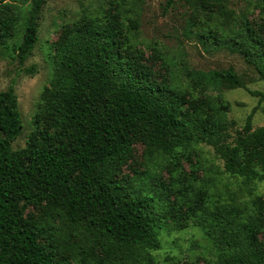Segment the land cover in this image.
I'll list each match as a JSON object with an SVG mask.
<instances>
[{
  "label": "trees",
  "instance_id": "16d2710c",
  "mask_svg": "<svg viewBox=\"0 0 264 264\" xmlns=\"http://www.w3.org/2000/svg\"><path fill=\"white\" fill-rule=\"evenodd\" d=\"M7 1L0 0V47L16 21ZM43 3L34 0L14 50L21 65L37 40L35 16ZM213 14L232 19L229 11ZM242 24L231 38L218 41L235 47L264 81V39ZM124 51L112 23L89 18L54 44V75L39 114L48 130L37 132V140L22 150L11 149L22 129L14 83L0 92V264H153L151 253L160 248L159 231L174 205L155 172L142 174L151 189L132 191L117 180L120 167L133 160L135 143L144 146L145 162L156 165L206 143L248 196L256 182H264V126L252 130L249 115L228 143L223 106L205 99L184 111L178 87L157 85L152 72ZM198 77L208 85L243 87L232 69ZM249 94L264 100L263 94ZM198 191L191 217L219 248L218 264H264L258 239L264 231L262 199L195 208L205 193ZM26 207L39 208L42 217L25 218Z\"/></svg>",
  "mask_w": 264,
  "mask_h": 264
},
{
  "label": "rangeland",
  "instance_id": "374dc122",
  "mask_svg": "<svg viewBox=\"0 0 264 264\" xmlns=\"http://www.w3.org/2000/svg\"><path fill=\"white\" fill-rule=\"evenodd\" d=\"M33 2H6L16 21L0 47V92L14 83L22 125L12 150L26 148L30 139L36 141V133L46 128L39 114L42 96L50 89L54 75V44L86 18L112 23L118 30L124 55L149 69L157 85L178 87L184 96V111L205 99L223 106L230 123L228 143L235 142L249 115L252 130L264 126V100L249 94L264 95V81L235 47L218 41L219 36L231 38L242 23L249 24L264 39V0H173L170 6L167 0H44L34 18L37 40L21 65L14 50L23 39ZM218 9L229 11L232 19L213 14ZM228 69L243 87L233 88L227 82L208 85L207 79L198 77ZM132 150L133 160L128 159L120 167L117 180L130 185L132 191L142 186L151 189V180L142 174L155 172L170 189L168 200L174 205L168 208L166 225L159 231L160 248L151 253L153 264H218L219 248L204 237L203 227L191 217L195 195L200 189L205 191L195 208L202 202L226 204L236 199L242 203L252 197L264 202V182H256L252 196H248L234 178L223 172V161L213 148L202 142L180 152L176 160L157 165L145 162L140 143H135ZM24 217L38 219L42 214L39 208L26 207ZM258 239L264 245V231ZM39 241H45L42 235Z\"/></svg>",
  "mask_w": 264,
  "mask_h": 264
}]
</instances>
